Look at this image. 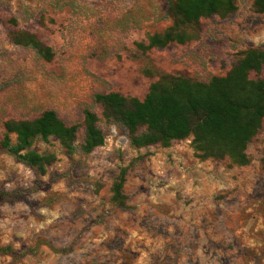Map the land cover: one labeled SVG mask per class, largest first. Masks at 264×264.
Listing matches in <instances>:
<instances>
[{
	"label": "rangeland",
	"instance_id": "obj_1",
	"mask_svg": "<svg viewBox=\"0 0 264 264\" xmlns=\"http://www.w3.org/2000/svg\"><path fill=\"white\" fill-rule=\"evenodd\" d=\"M253 1L202 19L185 45L142 52L138 44L172 25L165 0H0V143L6 122L49 110L76 128L71 155L53 138L32 144L54 156L43 176L0 148V248L14 252L0 264H264V121L238 167L199 159L192 137L135 149L94 102L109 93L143 100L164 75L224 77L247 50L264 51ZM19 30L50 47L51 62L14 46ZM85 110L104 135L90 154L81 151ZM122 169L125 208L112 201Z\"/></svg>",
	"mask_w": 264,
	"mask_h": 264
},
{
	"label": "trees",
	"instance_id": "obj_2",
	"mask_svg": "<svg viewBox=\"0 0 264 264\" xmlns=\"http://www.w3.org/2000/svg\"><path fill=\"white\" fill-rule=\"evenodd\" d=\"M165 1L172 25L162 34L149 36L145 45L138 44L142 52L171 44L185 45L197 38L202 19L225 18L235 11V0ZM253 10L264 16V0H254ZM10 39L14 46L30 49L42 61L51 62V48L28 31L13 32ZM262 71L264 51L251 49L241 55L224 77H213L208 83L164 75L149 86L143 100L109 93L95 95L94 102L102 109V120L125 129L129 144L135 149L167 147L192 137V148L199 159L228 158L232 164L245 167L249 164L246 148L264 121V78L253 81L249 76ZM83 116L81 151L90 154L102 147L104 135L97 127L99 118L93 112L85 110ZM3 128L1 150L36 175L46 173L54 156L32 150L35 141L48 143L53 138L68 155L74 152L76 128L67 127L51 110L32 121H8ZM11 136H15L14 144ZM125 175L126 171L120 170L112 187V201L122 208L126 207L122 194ZM11 196L10 193L1 195L4 200ZM0 254L14 252L5 247L0 248Z\"/></svg>",
	"mask_w": 264,
	"mask_h": 264
}]
</instances>
